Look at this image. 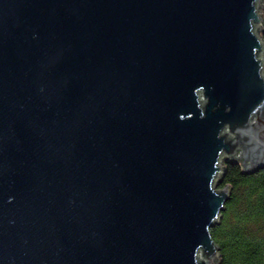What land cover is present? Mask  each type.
<instances>
[{"label": "water", "instance_id": "1", "mask_svg": "<svg viewBox=\"0 0 264 264\" xmlns=\"http://www.w3.org/2000/svg\"><path fill=\"white\" fill-rule=\"evenodd\" d=\"M264 0H0V264H217L225 164L264 170Z\"/></svg>", "mask_w": 264, "mask_h": 264}, {"label": "trees", "instance_id": "2", "mask_svg": "<svg viewBox=\"0 0 264 264\" xmlns=\"http://www.w3.org/2000/svg\"><path fill=\"white\" fill-rule=\"evenodd\" d=\"M222 185L231 193L210 229L219 248L217 264H264V170L244 173L240 165L226 163Z\"/></svg>", "mask_w": 264, "mask_h": 264}]
</instances>
